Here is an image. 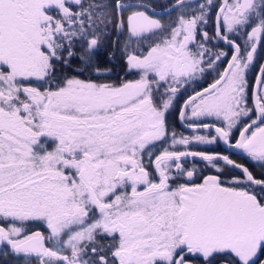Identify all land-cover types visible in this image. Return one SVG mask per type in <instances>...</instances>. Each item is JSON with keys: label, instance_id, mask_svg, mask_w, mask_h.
Returning a JSON list of instances; mask_svg holds the SVG:
<instances>
[{"label": "snow or ice", "instance_id": "obj_1", "mask_svg": "<svg viewBox=\"0 0 264 264\" xmlns=\"http://www.w3.org/2000/svg\"><path fill=\"white\" fill-rule=\"evenodd\" d=\"M262 44L264 0H0L3 264H264V64L249 79ZM106 45L134 79L101 77ZM213 71L177 136L167 115ZM219 142L260 176L189 150Z\"/></svg>", "mask_w": 264, "mask_h": 264}, {"label": "flooded vegetation", "instance_id": "obj_2", "mask_svg": "<svg viewBox=\"0 0 264 264\" xmlns=\"http://www.w3.org/2000/svg\"><path fill=\"white\" fill-rule=\"evenodd\" d=\"M202 1L204 0H199L200 3H202ZM217 1L218 0H213V4L216 5L217 4ZM192 3H196V0H192L190 1ZM170 3V2H169ZM169 3L165 6H156V8H165L169 5ZM215 10H217L216 7H213L212 10H211V13ZM210 13V16L212 15ZM176 15V13H173L172 14V17L174 18ZM214 17H215V13H214ZM167 18V19H166ZM168 16H165L164 17V20L167 21L168 20ZM208 26V25H207ZM208 30L210 31L209 34L212 35L214 33V19H213V27H212V24H210ZM115 40V36H113L111 38V43L113 44ZM215 43H219L223 49L222 50H225L227 51L228 50V46L224 43V42H216L214 41ZM112 60L114 61V57L112 58ZM224 65V63H221L219 65ZM218 70L220 71V69L218 68ZM222 71V70H221ZM216 76V72H212L211 74H205L204 77L194 81L192 83V86L190 88H188L186 91H183V95L179 98H181V104L180 106L178 107V109L176 110L175 107L173 109H175L173 111V109L170 111L173 115H174V118H173V121L174 123L172 124V127L171 125L169 124L170 128L173 129L174 127V130L176 128V133L177 134H180V135H184V136H191L192 135V130L191 129H186L185 127H183L182 125H180L179 121H178V113H179V109L181 108V105L183 103V101L189 96L191 95L192 93H194V91H197L205 86H207L208 84H210L214 79H212L213 77ZM113 82H119L121 79H124L123 78V75H120V76H113L112 77ZM127 79H130L129 77ZM205 122H208V123H211V120H207ZM199 134H202V135H207L208 134V130H202ZM214 134V133H213ZM239 137V132L237 130H234V134H233V143L235 142V139ZM180 148V150H184V148L182 146H178ZM189 150L191 151H208V152H219V153H222V154H227V155H230L231 158L237 160L239 163H242V164H245V166L249 167V169L257 176L259 177L260 174H261V167L259 166V164H256L255 162H252L250 161V159H248L244 154L240 153L239 150H231V149H228V148H225L220 142L217 143V144H213V145H197V144H193ZM199 160V158H196L195 160H193V158L189 157L188 158V161H187V164L186 166L187 167H192V165L194 163L197 164V167L200 168V169H203V164L201 163H197V161ZM204 174H212V171L211 170H207L204 172ZM217 260H218V264L221 263V262H225L226 264V261L223 259V258H219L217 257Z\"/></svg>", "mask_w": 264, "mask_h": 264}, {"label": "trees", "instance_id": "obj_3", "mask_svg": "<svg viewBox=\"0 0 264 264\" xmlns=\"http://www.w3.org/2000/svg\"><path fill=\"white\" fill-rule=\"evenodd\" d=\"M169 2H170V0L167 1V2H165L164 4H160L159 3L160 4L159 5L155 0H153V3L155 4V6H165ZM211 20H212V17L210 16V22H211ZM123 40L124 39L122 37L121 38V43H122ZM108 45H112L111 40L108 41ZM108 45H106L104 48H102V50H101V53L102 54L100 56V60H101V68L102 69H105V70L106 69H111V71L110 72L103 71L101 73V77L103 79H107V80H110V81L113 80V78H112L113 76L123 75V78L130 77L131 75H127L126 76V67L124 65L123 59L120 56L119 57L116 56V55H118L117 54L118 53V50H116V54L114 56V59H115L114 61L112 59L109 60L107 56H104L103 55V52H110V51H112V48L110 46H108ZM73 66L75 67L76 65L74 64ZM92 78L93 79H96L95 76H93ZM32 230L33 231L39 230V231L44 232V227L41 226V225H38V224H34V225H32ZM45 235H47L46 232H45ZM3 260H4V258L0 257V264H3ZM8 264H17V261L14 260V259H12V258H8ZM19 264H24V262L23 261H20ZM194 264H199V261L198 260L197 261H194Z\"/></svg>", "mask_w": 264, "mask_h": 264}, {"label": "rangeland", "instance_id": "obj_4", "mask_svg": "<svg viewBox=\"0 0 264 264\" xmlns=\"http://www.w3.org/2000/svg\"><path fill=\"white\" fill-rule=\"evenodd\" d=\"M158 4L160 3V4H164L165 2H167V1H169V0H155ZM204 1H202V3H203ZM219 3H220V0H218L217 1V4L216 5H219ZM159 4V5H160ZM214 13H215V10L211 13L212 15H211V17H212V20H211V22H210V19H209V22H208V26L206 25V30L208 31V32H210L209 30H208V28H209V26H210V24H212V27H213V19H214ZM167 19V18H166ZM169 19V18H168ZM124 39V38H123ZM215 43V42H214ZM218 45H219V48L218 49H216V50H222L223 49V47L218 43ZM123 46V41H122V43H121V47ZM136 47V45L135 44H133L132 46H131V48H130V50L132 49V48H135ZM118 50V55H116V56H120L121 58H122V56H121V52H120V50L119 49H117ZM257 59H256V61H255V63H254V66L250 69V72H249V79L250 80H253L254 79V77H255V75H256V73H257V71H258V67H259V65L261 64V62H262V60H263V58H264V44H262V45H260V46H258V50H257ZM225 67V64L223 65H219V69H220V71L221 70H223V68ZM130 79H134L135 78V76L134 75H131L130 77H129ZM215 77H213L212 79H214ZM193 83V82H192ZM192 83L187 87V89L188 88H190L191 86H192ZM180 104H181V98H178V102L175 104V109L177 110L178 109V107L180 106ZM175 109H173V111L175 110ZM173 118H174V115L170 112L168 115H167V121H168V123L171 125V127H172V124L174 123V121H173ZM172 129V128H171ZM173 130H174V127H173ZM177 130H176V128H175V132H176ZM177 136H180V134H177ZM180 149V148H179ZM256 164H258V163H256Z\"/></svg>", "mask_w": 264, "mask_h": 264}, {"label": "water", "instance_id": "obj_5", "mask_svg": "<svg viewBox=\"0 0 264 264\" xmlns=\"http://www.w3.org/2000/svg\"><path fill=\"white\" fill-rule=\"evenodd\" d=\"M190 1H192V0H190ZM223 2V0H220V4ZM168 7V6H167ZM167 7H165V8H156V11L157 12H161V11H166L167 10ZM217 11V10H216ZM216 13V12H215ZM214 21H215V18H214ZM214 30H215V23H214ZM221 42H223V41H221ZM261 64H264V58H263V60H262V62H261ZM226 66V65H225ZM258 72V71H257ZM257 74V73H256ZM212 83V82H211ZM209 85V84H208ZM207 85V86H208ZM207 86H205V87H207ZM205 87H203V88H205ZM203 88H201V89H199V90H197V91H201ZM192 94H194V93H192ZM191 94V95H192ZM190 96V95H189ZM188 98V97H187ZM186 98V99H187ZM185 99V100H186ZM184 102V101H183ZM183 106V103H182V105H181V107ZM178 121H179V123H180V125H182L183 127H185L186 129H189L187 126H186V124H182L181 123V121H180V119H179V113H178ZM225 148H227L224 144H223V142H220ZM219 264H225V262H221V263H219Z\"/></svg>", "mask_w": 264, "mask_h": 264}]
</instances>
